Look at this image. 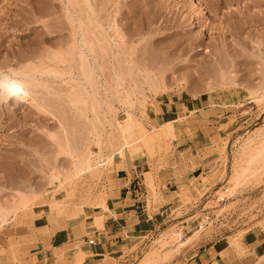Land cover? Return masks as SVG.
I'll return each instance as SVG.
<instances>
[{"label":"rangeland","instance_id":"1","mask_svg":"<svg viewBox=\"0 0 264 264\" xmlns=\"http://www.w3.org/2000/svg\"><path fill=\"white\" fill-rule=\"evenodd\" d=\"M89 3L0 0V232L105 208L124 153L152 219L104 264H264V0Z\"/></svg>","mask_w":264,"mask_h":264},{"label":"crops","instance_id":"2","mask_svg":"<svg viewBox=\"0 0 264 264\" xmlns=\"http://www.w3.org/2000/svg\"><path fill=\"white\" fill-rule=\"evenodd\" d=\"M172 104L162 110L163 115L176 113ZM159 117L163 122L160 125L172 122ZM113 166L114 180L103 201L105 208L94 206L54 230L48 231L51 224H45L30 237L0 232V264H104L106 257L123 252L131 240L145 237L142 233L147 231L152 215L145 211L143 187L137 186L139 182L135 184V178L143 171L124 158V153L116 161L113 158ZM96 216L101 217L99 226L93 224ZM86 238H92L93 243L89 244Z\"/></svg>","mask_w":264,"mask_h":264},{"label":"bare ground","instance_id":"3","mask_svg":"<svg viewBox=\"0 0 264 264\" xmlns=\"http://www.w3.org/2000/svg\"><path fill=\"white\" fill-rule=\"evenodd\" d=\"M21 1H23L24 3H25V5H30V8L31 7H33L34 8V6H36L37 8H38V5L40 4V1L41 0H21ZM85 4L87 5V6H89L90 5V3H89V0H85ZM199 7H200V10H199V12H200V15H206L207 14V10L205 9V7H203V5L202 4H199ZM88 8H90V6L88 7ZM36 9V8H35ZM23 17H24V15H23ZM72 36H73V38H72V42L73 43H75V39H76V37H75V33L74 32H72ZM83 42V41H82ZM88 162V161H87ZM76 164V163H75ZM87 164V163H86ZM10 204H12V205H10ZM13 203H9V204H3V203H0V219L3 217V216H5L6 214H8V210H9V206H11V208L13 207ZM60 216V215H59ZM72 217V216H71ZM59 218V217H58ZM68 218V217H67ZM94 218V217H93ZM100 220H101V217L100 216H96L95 218H94V222H93V224H95V225H100ZM72 226V225H71Z\"/></svg>","mask_w":264,"mask_h":264},{"label":"clouds","instance_id":"4","mask_svg":"<svg viewBox=\"0 0 264 264\" xmlns=\"http://www.w3.org/2000/svg\"><path fill=\"white\" fill-rule=\"evenodd\" d=\"M0 88L3 89V92L0 93V103H7L9 99H19L17 93L20 91V86L15 82H9L3 84L0 82ZM7 96V99H5Z\"/></svg>","mask_w":264,"mask_h":264},{"label":"built area","instance_id":"5","mask_svg":"<svg viewBox=\"0 0 264 264\" xmlns=\"http://www.w3.org/2000/svg\"><path fill=\"white\" fill-rule=\"evenodd\" d=\"M4 225H5V223L2 222L1 219H0V228L3 227ZM88 243H89V244L93 243V239H89V240H88Z\"/></svg>","mask_w":264,"mask_h":264}]
</instances>
